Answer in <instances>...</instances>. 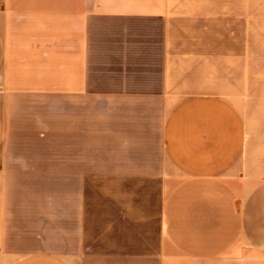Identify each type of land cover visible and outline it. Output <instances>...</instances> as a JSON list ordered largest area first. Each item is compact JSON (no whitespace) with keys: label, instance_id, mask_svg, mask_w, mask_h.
<instances>
[{"label":"crops","instance_id":"0c3cea01","mask_svg":"<svg viewBox=\"0 0 264 264\" xmlns=\"http://www.w3.org/2000/svg\"><path fill=\"white\" fill-rule=\"evenodd\" d=\"M0 264H264V0H0Z\"/></svg>","mask_w":264,"mask_h":264},{"label":"rangeland","instance_id":"374dc122","mask_svg":"<svg viewBox=\"0 0 264 264\" xmlns=\"http://www.w3.org/2000/svg\"><path fill=\"white\" fill-rule=\"evenodd\" d=\"M260 23H256V26H258ZM206 28L207 29H222L224 33V41H225V36L229 37V32L231 29V23L229 21H223L222 23H214V22H209L206 23ZM241 29V26H240ZM227 39V38H226Z\"/></svg>","mask_w":264,"mask_h":264}]
</instances>
